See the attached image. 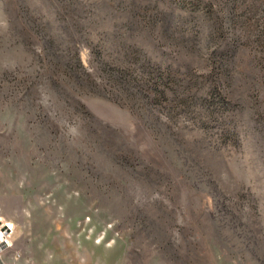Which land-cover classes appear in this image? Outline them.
<instances>
[{
    "label": "rangeland",
    "instance_id": "rangeland-1",
    "mask_svg": "<svg viewBox=\"0 0 264 264\" xmlns=\"http://www.w3.org/2000/svg\"><path fill=\"white\" fill-rule=\"evenodd\" d=\"M0 212L35 258L264 264V0H0Z\"/></svg>",
    "mask_w": 264,
    "mask_h": 264
},
{
    "label": "crops",
    "instance_id": "crops-1",
    "mask_svg": "<svg viewBox=\"0 0 264 264\" xmlns=\"http://www.w3.org/2000/svg\"><path fill=\"white\" fill-rule=\"evenodd\" d=\"M5 223L9 224L11 229L8 231L9 244L0 248V264H62L66 262L62 261L64 256L61 254L59 257H53L43 253L38 258H35L23 244L24 240L12 235L13 224L9 221H4L0 216V224Z\"/></svg>",
    "mask_w": 264,
    "mask_h": 264
},
{
    "label": "built area",
    "instance_id": "built-area-1",
    "mask_svg": "<svg viewBox=\"0 0 264 264\" xmlns=\"http://www.w3.org/2000/svg\"><path fill=\"white\" fill-rule=\"evenodd\" d=\"M11 229L10 225L0 224V245H8L9 244V238H8V231Z\"/></svg>",
    "mask_w": 264,
    "mask_h": 264
},
{
    "label": "water",
    "instance_id": "water-1",
    "mask_svg": "<svg viewBox=\"0 0 264 264\" xmlns=\"http://www.w3.org/2000/svg\"><path fill=\"white\" fill-rule=\"evenodd\" d=\"M3 247V245H0V248Z\"/></svg>",
    "mask_w": 264,
    "mask_h": 264
}]
</instances>
